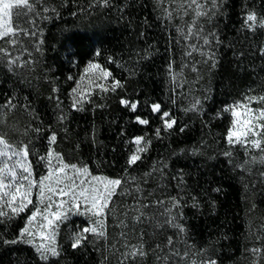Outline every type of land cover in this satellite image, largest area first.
<instances>
[{
	"label": "trees",
	"instance_id": "trees-1",
	"mask_svg": "<svg viewBox=\"0 0 264 264\" xmlns=\"http://www.w3.org/2000/svg\"><path fill=\"white\" fill-rule=\"evenodd\" d=\"M30 2L35 23L25 27L35 35L21 34L15 46L0 39L19 58L10 67L0 53V135L28 145L32 165L53 148L65 162L122 184L106 210L105 235L86 233L73 249L67 228L89 224L74 219L60 231L59 256L47 260L25 242H4L19 237L30 208L0 218V264H264V163L252 162L260 152L227 143L233 116L222 111L264 96V27L244 23L249 13L264 19V0H197L200 16L191 0ZM193 21L197 34L189 36ZM93 62L111 73L109 90L93 87L74 108L73 89ZM114 81L120 86L112 91ZM9 98L15 107H4ZM121 99L139 101L137 110ZM153 103L171 113L172 129ZM136 136L151 143L129 166Z\"/></svg>",
	"mask_w": 264,
	"mask_h": 264
},
{
	"label": "snow or ice",
	"instance_id": "snow-or-ice-1",
	"mask_svg": "<svg viewBox=\"0 0 264 264\" xmlns=\"http://www.w3.org/2000/svg\"><path fill=\"white\" fill-rule=\"evenodd\" d=\"M107 3V0H104ZM216 0H213L215 6ZM196 6V15H204L206 12L203 6L197 3V0H191L190 5ZM34 3L30 0H0V39L9 38L6 43L15 46L21 34L35 35L30 32L25 25L34 24V20L30 19V14H34ZM15 18V24H13ZM259 23L260 27H264V19L257 20L255 13H249L244 21L245 25L250 29H254ZM193 26L188 28L187 35H196L193 33ZM199 32V29H197ZM205 45L210 44L207 38H204ZM193 47H195L193 45ZM0 53L3 56L9 57L7 63L11 67L16 64L18 57H11V54L6 48L0 47ZM99 53H97L98 55ZM191 55V53H189ZM2 58V57H0ZM211 59V55L209 56ZM98 70L100 77L106 79L111 73L97 63H89L85 72H92ZM195 70V69H193ZM71 78V77H70ZM120 86L119 81H114L111 87L115 91ZM103 91L109 89L103 85H99ZM75 92L76 89H73ZM245 102H239L234 105L226 106L222 111L230 112L234 118L240 117L241 113L236 109L243 107L245 109V119H234L232 127L229 128L226 135V140L229 145L239 144L245 148V151L251 149L259 150L264 154V109L252 110L249 108L251 102H264V96H246ZM80 103L79 99H75L73 107ZM120 103L128 108L130 111L135 112L138 108L139 101H129L121 99ZM200 100H196L193 104V110L197 105H200ZM4 107L12 108L15 105L12 99L6 100ZM151 110L154 113L160 114L161 122L166 129H172L176 123L171 117V113L164 111L159 103H153ZM256 112L255 115H248V113ZM136 122L141 125H147L149 121L140 116H136ZM183 131V129H181ZM161 129H156V135L159 137ZM56 135L53 133L49 137V143L56 142ZM136 148L130 154L128 165L131 166L141 159V153L147 151L148 145L151 141L146 140L143 136H136L131 141ZM0 218H12L21 212H24L29 204L32 203L31 195L32 189L39 188V199L41 203L47 200L43 210L36 207L31 215L28 217L29 225L40 217L41 223L37 226L36 230L26 226L15 240L4 241L5 243L15 244L25 240L27 243L35 244V238L40 236L42 242L35 244L37 252L40 254L41 259L47 260L49 256H59V252L54 244V237L56 229L61 223L69 218L70 214L88 215L89 225L84 227L72 235L73 249L81 246L82 242L87 240L85 233H90L97 237H103L104 219L106 210L109 209L112 197L116 194L117 189L121 186V179H109L107 177H100L91 175L89 168L86 166L78 167L76 164H67L60 162L56 166H52L51 157L53 152L50 150L47 157H41L42 160H47L49 164V174L42 177L38 182L32 178L31 166L28 164V157L30 154L28 145L13 146L8 144L3 135H0ZM226 156H231V152H225ZM59 161V155L56 156ZM257 159L264 163V155L259 158L255 155L252 156V162ZM159 203V202H158ZM146 207V206H145ZM173 224V227L184 231L183 227L174 223L172 220L168 221ZM50 230V231H49ZM47 232V235L45 233ZM169 244H172V239L169 237ZM140 255H145L143 250H138ZM254 253H258L259 249H253ZM137 252H132L131 255L135 256ZM205 264H215V261H207Z\"/></svg>",
	"mask_w": 264,
	"mask_h": 264
},
{
	"label": "rangeland",
	"instance_id": "rangeland-1",
	"mask_svg": "<svg viewBox=\"0 0 264 264\" xmlns=\"http://www.w3.org/2000/svg\"><path fill=\"white\" fill-rule=\"evenodd\" d=\"M93 63H96V62H93ZM98 64V63H97ZM100 65V64H99ZM101 66V65H100ZM101 68H103L101 66ZM105 69V68H103ZM106 70V69H105ZM108 71V70H107ZM110 76L107 77L106 79H102L100 77V74H99V71L98 70H94L92 72H85L84 74V80H83V83L81 85H79L77 88H76V91L74 92L73 91V95L75 96L76 99L78 98H81L85 95V93H87L90 89H92L93 87H96V86H99V85H104V84H107L109 81H110ZM238 112L241 113V116L240 117H237V118H234L233 117V120L234 119H245L246 118V115H245V109L243 107H238L236 109ZM248 115H254L253 113H248ZM233 124V122H232ZM232 127V125H231ZM0 147H2V145H0ZM136 148V146H135ZM52 152H53V156L50 158L51 161H52V166H56L58 163L60 162H63V163H67L64 161V159L62 158V156L57 153L53 148L50 149ZM251 154L252 153H259L260 151L259 150H256V149H251L250 150ZM261 155H264L262 153H260ZM48 153L44 156V157H47ZM59 155L60 157V160L58 161L56 159V156ZM28 164L31 166V171H32V178L35 180V181H39L42 177L44 176H47L49 174V164L47 162V160H42L40 162L39 165H32L30 162H29V159H28ZM69 164V163H67ZM71 165V164H70ZM77 165V164H76ZM78 167H80L81 165H77ZM90 171V170H89ZM91 175H94V176H100V177H107L109 179H116V178H111L109 176H106V175H103V174H94L90 171ZM31 200H32V203L29 204L27 206L26 209L30 208L31 211H34L36 209V207H39L41 208V210H43L45 204L47 203V200L44 201V203H41L40 202V199H39V188L38 187H35L32 189V195H31ZM31 215V214H30ZM106 215V214H105ZM82 219V220H86L88 223H89V216L88 215H78V214H70L69 215V218L64 221L63 223H61L59 225V227L56 229V234H55V237H54V244H55V247L57 248V251H58V240H59V234H60V231L61 229L63 228V226L65 224L68 223L69 226H72L70 223H72V221L74 219ZM104 219V226H105V216L103 217ZM41 223V219L40 217H37L36 221L33 222L32 225H29L28 223V219H27V222L24 226V228L26 226H29L31 228H33V230H36L37 229V226ZM89 225V224H88ZM23 228V229H24ZM67 229H69V231L71 232V234L73 235L75 232H78L80 231L81 229L78 228H73V227H68ZM83 229V228H82ZM50 231V230H49ZM86 234V233H85ZM45 235H47V232L45 233ZM22 242H25L27 243V237L25 238L24 241ZM42 242H45L47 243V241H42L40 236L37 235L36 238H35V244H40ZM29 244V243H27ZM35 244H29L31 245L35 250H36V247H35ZM37 251V250H36ZM38 253V252H37ZM39 254V253H38ZM40 255V254H39ZM50 257V256H49Z\"/></svg>",
	"mask_w": 264,
	"mask_h": 264
}]
</instances>
